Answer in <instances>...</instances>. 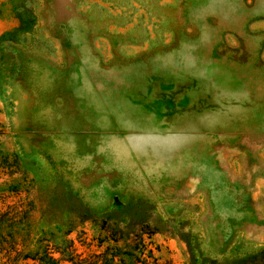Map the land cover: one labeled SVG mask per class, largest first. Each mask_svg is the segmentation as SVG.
<instances>
[{
  "label": "rangeland",
  "instance_id": "374dc122",
  "mask_svg": "<svg viewBox=\"0 0 264 264\" xmlns=\"http://www.w3.org/2000/svg\"><path fill=\"white\" fill-rule=\"evenodd\" d=\"M0 152L29 241L264 264V0H0Z\"/></svg>",
  "mask_w": 264,
  "mask_h": 264
},
{
  "label": "trees",
  "instance_id": "16d2710c",
  "mask_svg": "<svg viewBox=\"0 0 264 264\" xmlns=\"http://www.w3.org/2000/svg\"><path fill=\"white\" fill-rule=\"evenodd\" d=\"M15 156L0 152V168L6 171L5 190L10 195L20 193L15 178ZM0 197L1 196L0 194ZM0 198V264H148L151 250H146L140 234H136L126 248L108 245L103 250L83 256L76 251L72 240L62 244H41L29 241V210L16 200ZM146 251V252H144Z\"/></svg>",
  "mask_w": 264,
  "mask_h": 264
}]
</instances>
